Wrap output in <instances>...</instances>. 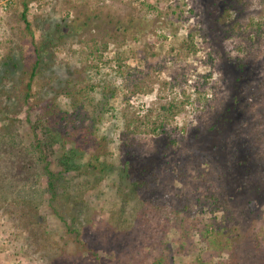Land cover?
<instances>
[{
  "label": "rangeland",
  "instance_id": "obj_1",
  "mask_svg": "<svg viewBox=\"0 0 264 264\" xmlns=\"http://www.w3.org/2000/svg\"><path fill=\"white\" fill-rule=\"evenodd\" d=\"M221 1L0 0V264H264V180L257 186L264 179V0H240L226 27L217 22ZM46 33L54 43L25 102ZM229 56L249 60L254 70L252 88L238 96L243 123ZM72 78L87 88L91 105L106 102L97 128L108 160L118 164L102 178L68 174L73 195L85 202L71 225L98 239L96 254L76 248L49 205L45 176L31 178L23 163L12 164L10 137H2L12 119L13 136L30 144L27 113L34 119L36 102L46 105ZM105 87L114 94L104 97ZM57 96L72 109L69 98ZM215 116L221 119L211 128ZM163 131L177 144L168 156L151 158L161 164L163 198L148 206L119 175L120 149L124 139L135 140L147 158ZM251 143L261 162L244 173L234 148ZM34 161L32 153L28 163ZM52 168L58 170L55 162ZM32 191L29 220L20 203Z\"/></svg>",
  "mask_w": 264,
  "mask_h": 264
},
{
  "label": "trees",
  "instance_id": "obj_2",
  "mask_svg": "<svg viewBox=\"0 0 264 264\" xmlns=\"http://www.w3.org/2000/svg\"><path fill=\"white\" fill-rule=\"evenodd\" d=\"M239 2L240 0H222L220 3L222 14L217 22H220L225 27L229 26L232 18L231 12L236 9V5ZM24 6L22 17L26 23V28L30 30L31 22L27 17V1L24 3ZM214 6H216V3L213 2V8ZM225 27H223V30H225ZM226 31H230L232 34L233 29L230 27ZM230 33L229 35H231ZM52 38L53 36L50 35V33H46L44 41L41 42V47L37 48V57L29 68V81L22 95L25 102H30V98L33 96V82L46 62L44 53H47L48 46L54 43ZM229 60H231V66L236 75L234 89L238 93V95L234 96L233 100L237 105L235 109L240 107L242 109L241 113L237 114V116L240 123H243L244 120L246 121L248 118H246L242 112H245V108L242 107L239 97H245L250 88H252L250 85V78L254 70L252 64L245 58L229 56ZM8 65H10V62L6 64V66ZM12 65L17 67L16 63ZM79 84V81L72 78L58 88L57 95L63 94L70 99L71 110L63 108L56 101L58 97L56 95V98L54 97L48 100L46 105L42 106L39 102H36L39 110L37 113H34V119H32V114H30V112L27 113L26 119L30 123L29 128L33 136V140L30 144H24V147L20 145V141L22 140L15 137V133L17 132H14L12 130L13 128L10 127L11 124H15V121L12 119L10 120L9 117H6V119H9L11 122L2 126L5 132L2 133V137H10V160L12 164L17 161L23 163L25 166H23L22 169L25 170L27 174L32 175L31 178L34 176L37 178L45 176L47 183L46 191L50 194L49 205L53 213L66 224L68 233L72 234L71 236L76 242V248L80 251L96 254V241L98 239L91 240L88 231L84 230L83 232L79 227L76 226L75 228L71 225L77 222L81 214L80 208L85 202L81 197L73 195L72 190H70L69 182L67 181L68 174L72 172L89 175L99 173L102 175V178L118 164L116 165L114 161L108 160L106 156L108 147L107 139L99 135L97 128V123L102 122L104 112L107 111L106 102L101 99L96 105H91V102L87 101V88L85 86L79 87ZM111 93L114 94V89L105 87L103 96L107 97ZM85 98L86 100H84ZM89 106H92V108H89ZM225 110L222 114L226 112ZM228 110L230 111L231 108H228ZM219 119H221L220 116H215L211 128L218 127ZM163 132L164 135L157 141L152 155H149L147 158L144 156L142 145L138 144L135 140L126 141V139H124L120 149V168L117 167L119 168V175L121 178L128 180V187H131L132 192L130 194H140L142 198H144V202L149 204L148 206H158V202L163 198L159 193L158 187L161 164L152 161L151 158L154 155H159L161 157L168 156V154L172 152V144H177L176 140L171 139L168 132ZM14 134L15 136H13ZM252 145L251 143L248 147L234 148L236 151L235 155L239 158L236 162H238L237 164L239 166H242L244 173H249L254 168L258 169L261 162L260 158L256 156L258 149ZM56 150L61 154L55 157ZM238 150H242L243 154L238 155ZM32 153L38 161L28 163ZM87 155L89 158L84 160ZM53 162H55L58 168L57 171L52 168ZM263 164L264 163H262V166ZM263 180L262 178L259 179V181H257V186H260ZM10 184L13 183L11 182ZM32 190L34 191V189ZM260 190L262 189L260 188ZM33 191L31 195L27 194L23 197L20 203L22 205L21 214H23L24 217L26 215L29 216V220L32 218V211H35L33 208L31 209L34 205L33 197H37ZM260 193L258 195L259 197ZM41 196L42 195H40V197ZM125 196H127V194ZM221 205L222 200H217L213 210L220 208Z\"/></svg>",
  "mask_w": 264,
  "mask_h": 264
}]
</instances>
